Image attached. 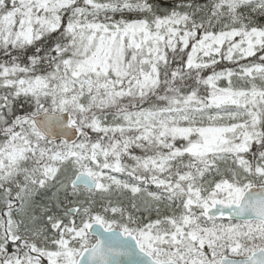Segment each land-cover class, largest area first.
Segmentation results:
<instances>
[{
	"label": "snow or ice",
	"instance_id": "obj_1",
	"mask_svg": "<svg viewBox=\"0 0 264 264\" xmlns=\"http://www.w3.org/2000/svg\"><path fill=\"white\" fill-rule=\"evenodd\" d=\"M0 264H264V0H0Z\"/></svg>",
	"mask_w": 264,
	"mask_h": 264
}]
</instances>
